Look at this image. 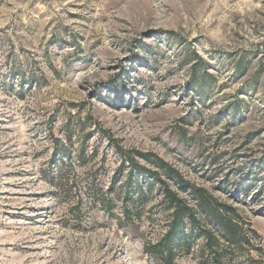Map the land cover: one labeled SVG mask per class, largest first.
Instances as JSON below:
<instances>
[{
	"label": "rangeland",
	"instance_id": "rangeland-1",
	"mask_svg": "<svg viewBox=\"0 0 264 264\" xmlns=\"http://www.w3.org/2000/svg\"><path fill=\"white\" fill-rule=\"evenodd\" d=\"M114 146L178 172L224 264H264V0H0V264H158L172 211ZM197 230L176 264H214Z\"/></svg>",
	"mask_w": 264,
	"mask_h": 264
},
{
	"label": "trees",
	"instance_id": "trees-1",
	"mask_svg": "<svg viewBox=\"0 0 264 264\" xmlns=\"http://www.w3.org/2000/svg\"><path fill=\"white\" fill-rule=\"evenodd\" d=\"M193 57L197 60V64H193L190 71L197 80V84L196 80L194 82L195 87L201 88L202 76H208L209 74L206 72V63L197 55ZM196 75H198V78ZM114 147L123 158L124 163L130 166L131 176H140L146 180L150 177L161 185L163 197L168 208L172 211L168 230L158 242L145 247L146 253L156 259L158 264H176L175 259L178 255L190 251L193 243L192 238L194 229L201 228V230L197 231L203 233L206 246L210 250L214 264H224L222 253L218 248L217 238L209 229L203 228L200 225L195 210L185 200L180 198L175 191L171 190L166 181V179L174 181L180 188L184 185H188L187 183L184 184L185 182L181 176H179L178 172L155 155L139 154L149 166L140 165L130 153L123 151L118 146ZM131 181L132 177L129 178L128 184H131ZM135 185L139 187L138 182H136ZM147 185H150V183ZM129 187H132V184ZM142 191V189L139 190L140 193ZM190 191L199 211L204 214L214 226L218 227V229L223 232L225 241L230 247H241L244 243H248L238 222L239 217L234 208L219 202L204 189L191 187ZM186 222L191 226L188 233L183 227ZM199 233L196 234L198 237Z\"/></svg>",
	"mask_w": 264,
	"mask_h": 264
}]
</instances>
